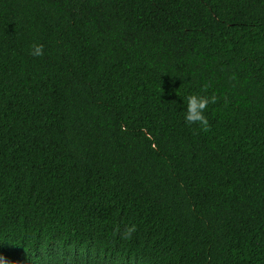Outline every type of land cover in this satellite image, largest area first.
Returning a JSON list of instances; mask_svg holds the SVG:
<instances>
[{"label": "trees", "instance_id": "16d2710c", "mask_svg": "<svg viewBox=\"0 0 264 264\" xmlns=\"http://www.w3.org/2000/svg\"><path fill=\"white\" fill-rule=\"evenodd\" d=\"M0 264H264V0H0Z\"/></svg>", "mask_w": 264, "mask_h": 264}, {"label": "clouds", "instance_id": "9594fccd", "mask_svg": "<svg viewBox=\"0 0 264 264\" xmlns=\"http://www.w3.org/2000/svg\"><path fill=\"white\" fill-rule=\"evenodd\" d=\"M30 54L34 57H40L44 54V47L41 44H35L30 50ZM216 102L215 96H209L201 93H192L183 98L185 110L183 111V119L186 125H197L200 129L207 131L209 120L206 111L209 104ZM136 231L135 225L129 226L122 233V238L130 239Z\"/></svg>", "mask_w": 264, "mask_h": 264}]
</instances>
